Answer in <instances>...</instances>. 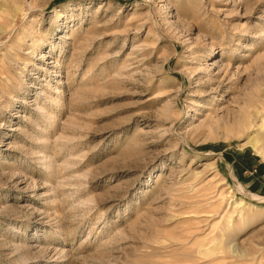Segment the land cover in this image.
Here are the masks:
<instances>
[{
    "label": "rangeland",
    "instance_id": "obj_1",
    "mask_svg": "<svg viewBox=\"0 0 264 264\" xmlns=\"http://www.w3.org/2000/svg\"><path fill=\"white\" fill-rule=\"evenodd\" d=\"M0 264H264V0H0Z\"/></svg>",
    "mask_w": 264,
    "mask_h": 264
}]
</instances>
